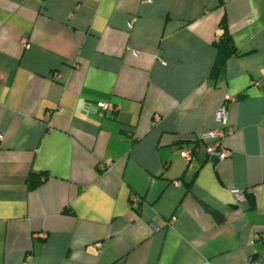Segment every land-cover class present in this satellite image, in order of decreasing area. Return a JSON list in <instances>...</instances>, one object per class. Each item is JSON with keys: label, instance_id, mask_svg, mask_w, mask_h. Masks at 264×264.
Returning a JSON list of instances; mask_svg holds the SVG:
<instances>
[{"label": "crops", "instance_id": "crops-1", "mask_svg": "<svg viewBox=\"0 0 264 264\" xmlns=\"http://www.w3.org/2000/svg\"><path fill=\"white\" fill-rule=\"evenodd\" d=\"M0 264H264V0H0Z\"/></svg>", "mask_w": 264, "mask_h": 264}, {"label": "built area", "instance_id": "built-area-1", "mask_svg": "<svg viewBox=\"0 0 264 264\" xmlns=\"http://www.w3.org/2000/svg\"><path fill=\"white\" fill-rule=\"evenodd\" d=\"M57 77V76H55ZM100 108L104 112L113 113L116 111L115 107L110 104H99ZM215 121L217 123L218 128L203 133L199 140L204 144V154L207 158L215 159V160H225L226 158L230 157L231 151L223 146L221 140L225 136L232 135L234 130L228 127V118H227V110L224 105L219 106V108L215 112ZM213 141V143H209V141ZM182 158L185 160H190L192 155L194 154L191 148L183 149L180 152ZM112 168L111 162H106L103 165V169L110 170ZM177 183L174 182V185ZM235 200H239L241 197V192L239 190H232L231 191ZM132 205L136 207L139 204V199L136 197H132ZM257 238V237H255Z\"/></svg>", "mask_w": 264, "mask_h": 264}, {"label": "trees", "instance_id": "trees-1", "mask_svg": "<svg viewBox=\"0 0 264 264\" xmlns=\"http://www.w3.org/2000/svg\"><path fill=\"white\" fill-rule=\"evenodd\" d=\"M221 29L223 32L221 33L218 42L215 43V46L217 48V58L215 60V64L211 70L210 77L216 80L217 75L219 74L223 64L225 63V60L231 55L235 53V50L232 46V41L230 34L228 33L227 27L225 24H223V21L221 23ZM194 147L192 148L193 153L197 149V146H200L202 142L200 140H195ZM194 156V154L192 155ZM39 184V182H37Z\"/></svg>", "mask_w": 264, "mask_h": 264}]
</instances>
